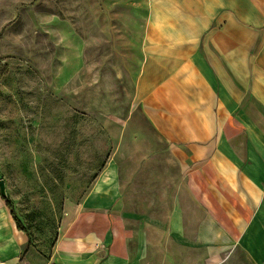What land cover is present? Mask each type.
<instances>
[{
    "label": "crops",
    "instance_id": "obj_1",
    "mask_svg": "<svg viewBox=\"0 0 264 264\" xmlns=\"http://www.w3.org/2000/svg\"><path fill=\"white\" fill-rule=\"evenodd\" d=\"M145 4L105 167L46 247L0 181V264H264V0Z\"/></svg>",
    "mask_w": 264,
    "mask_h": 264
},
{
    "label": "rangeland",
    "instance_id": "obj_2",
    "mask_svg": "<svg viewBox=\"0 0 264 264\" xmlns=\"http://www.w3.org/2000/svg\"><path fill=\"white\" fill-rule=\"evenodd\" d=\"M145 1L0 0V181L41 247L114 149L140 49L120 24Z\"/></svg>",
    "mask_w": 264,
    "mask_h": 264
},
{
    "label": "trees",
    "instance_id": "obj_3",
    "mask_svg": "<svg viewBox=\"0 0 264 264\" xmlns=\"http://www.w3.org/2000/svg\"><path fill=\"white\" fill-rule=\"evenodd\" d=\"M6 199H7V202H8V206L11 209V213H13L14 218H15V220L17 222L18 228L27 231L26 228H24V226L22 225L21 219L19 218L18 214L15 212V209H14L12 203L10 202V200L8 198H6Z\"/></svg>",
    "mask_w": 264,
    "mask_h": 264
},
{
    "label": "water",
    "instance_id": "obj_4",
    "mask_svg": "<svg viewBox=\"0 0 264 264\" xmlns=\"http://www.w3.org/2000/svg\"><path fill=\"white\" fill-rule=\"evenodd\" d=\"M2 182V181H1ZM2 185H3V182H2Z\"/></svg>",
    "mask_w": 264,
    "mask_h": 264
},
{
    "label": "built area",
    "instance_id": "obj_5",
    "mask_svg": "<svg viewBox=\"0 0 264 264\" xmlns=\"http://www.w3.org/2000/svg\"><path fill=\"white\" fill-rule=\"evenodd\" d=\"M28 264V263H27Z\"/></svg>",
    "mask_w": 264,
    "mask_h": 264
}]
</instances>
